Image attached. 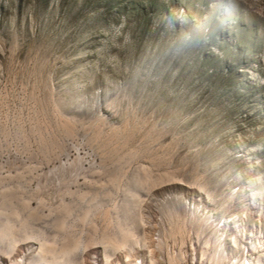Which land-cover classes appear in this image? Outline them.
Wrapping results in <instances>:
<instances>
[{
    "label": "rangeland",
    "instance_id": "1",
    "mask_svg": "<svg viewBox=\"0 0 264 264\" xmlns=\"http://www.w3.org/2000/svg\"><path fill=\"white\" fill-rule=\"evenodd\" d=\"M130 259L264 264V0H0V264Z\"/></svg>",
    "mask_w": 264,
    "mask_h": 264
},
{
    "label": "bare ground",
    "instance_id": "2",
    "mask_svg": "<svg viewBox=\"0 0 264 264\" xmlns=\"http://www.w3.org/2000/svg\"><path fill=\"white\" fill-rule=\"evenodd\" d=\"M132 259H130V260H128V261H126V262H124V264H131L132 263ZM134 261H136V260H134ZM97 262H95V263H93V264H96ZM247 264H250L249 262H247Z\"/></svg>",
    "mask_w": 264,
    "mask_h": 264
}]
</instances>
